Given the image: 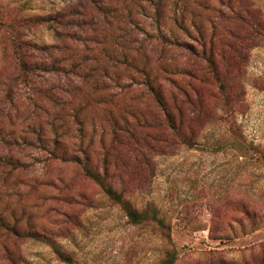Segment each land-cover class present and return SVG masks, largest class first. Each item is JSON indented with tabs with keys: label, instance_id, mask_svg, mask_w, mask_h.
I'll return each mask as SVG.
<instances>
[{
	"label": "rangeland",
	"instance_id": "obj_1",
	"mask_svg": "<svg viewBox=\"0 0 264 264\" xmlns=\"http://www.w3.org/2000/svg\"><path fill=\"white\" fill-rule=\"evenodd\" d=\"M67 3L0 0V214L20 227H0V264H68L54 244L73 264H158L171 248L174 264H264V0H178L176 21L165 6L163 30L177 40L166 46L149 17L135 14L130 38L103 27L104 43L86 63L92 77L53 90L66 101L55 104L48 86L57 75L33 67L20 74L14 49L22 40L57 43L53 26L25 19L53 17ZM63 23L52 24L75 31ZM18 52L27 65L51 61L35 49ZM129 61L162 83L158 96L134 84L142 77L126 69ZM74 113L91 141L89 165L106 168L108 184L132 206H153L165 228L130 222L75 162L11 141L34 140V125L45 136L67 129L63 138L73 142ZM78 194L84 200L68 202ZM27 223L44 237H30Z\"/></svg>",
	"mask_w": 264,
	"mask_h": 264
},
{
	"label": "trees",
	"instance_id": "obj_2",
	"mask_svg": "<svg viewBox=\"0 0 264 264\" xmlns=\"http://www.w3.org/2000/svg\"><path fill=\"white\" fill-rule=\"evenodd\" d=\"M168 4V5H167ZM178 0H68V3L65 4L61 9L55 12L53 17L50 16H30L26 18L25 22L33 23L34 25L47 23V25L53 26L54 31H56L58 39L57 43L51 45H40L37 43L27 42L22 40L15 44V52L18 57V65L20 74L26 75L31 68H41L45 71H51L57 76L54 78L53 85L48 86L49 90H61L63 92H68V87H76V82H84L87 79L92 77L91 67L87 68L86 63L87 59L94 60L95 54L93 51L96 49V45H102L104 43V35L100 36V31H103V27H114L115 39L116 38H130L133 35L134 30L132 29L135 20V14L140 16L149 17L150 24L155 28V35L158 39L160 45L161 43L165 46L168 44H177V41L173 35L171 28L163 30L165 27H162V16L165 6H168V10H171V18L177 20L176 17V5ZM185 6L181 8V11L187 10L186 3ZM64 21V25L74 27L75 31H59L52 24H56ZM181 28L187 34L188 28L186 25L182 24ZM132 23V26H129V23ZM66 36L68 38H63L61 36ZM16 35V34H15ZM144 36L149 37L148 32H144ZM154 36V35H153ZM151 37V36H150ZM149 37V38H150ZM69 41H67V40ZM144 40V39H142ZM73 43H76L73 45ZM81 46V48H78ZM26 49H35L39 52L49 55L51 61L49 62H36L33 65H27L20 57L18 50L20 48ZM85 55L87 57H85ZM81 56V57H77ZM126 69L134 70V72L141 75L139 82H134L140 86L145 87L150 90L151 93L159 95L161 91L162 83L155 77L151 76L144 68L139 66H134L132 61H129L125 64ZM133 78V77H132ZM130 78V80H134ZM167 80L172 84L176 85V82L173 78H167ZM116 83V81H115ZM64 85V86H63ZM66 87V88H65ZM51 93V100L55 104L65 103L64 96H59L60 93ZM70 93V92H69ZM187 101H189L188 94H184ZM165 119L170 128L177 133L178 128L173 122L170 114L164 108ZM75 121L78 122L79 126L76 134L73 136L75 139L73 142L63 138V135L71 136L70 132L66 129L54 128L52 130L53 136H45L43 134V129L40 126H32L30 128L31 132L35 135L34 140L29 138L20 137V141L17 139H11L17 147H22V145H35L37 147H45L49 154H55L62 160H70L75 162L83 173L88 176L90 179L95 181L102 191L113 201L119 203L123 209L125 215L128 217L129 221L135 224H142L152 222L157 225L160 229L165 228V222L157 214L156 209L153 206H146L143 209H137L132 206V204L126 200L122 194L112 188L111 185L106 181L107 179V170L104 168L102 171L95 170L90 166V139L87 142L84 141L85 132L82 128V120H78V115L73 114ZM53 123V122H52ZM7 159H4L6 162ZM18 163L19 160H15ZM53 183V182H52ZM78 197H71L68 202L70 203H80V200H84V196L78 194ZM61 214L67 218H71V214L68 212H61ZM74 220V219H73ZM18 218H14L12 222L8 221L2 214H0V227L10 231L16 232L20 230ZM27 230L29 231V236L44 237L37 230H34L32 226L27 223ZM53 250L58 256L59 260L66 262L68 264H73L74 260L72 257L57 244H54ZM176 260V250L166 249L164 257L160 260L158 264H174ZM219 264H225L223 261H220Z\"/></svg>",
	"mask_w": 264,
	"mask_h": 264
}]
</instances>
